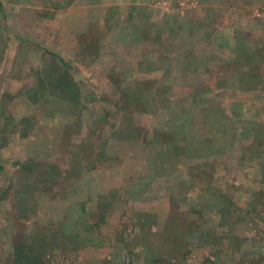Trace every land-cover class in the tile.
Returning <instances> with one entry per match:
<instances>
[{
    "label": "rangeland",
    "instance_id": "obj_1",
    "mask_svg": "<svg viewBox=\"0 0 264 264\" xmlns=\"http://www.w3.org/2000/svg\"><path fill=\"white\" fill-rule=\"evenodd\" d=\"M24 260L264 264V0H0V264Z\"/></svg>",
    "mask_w": 264,
    "mask_h": 264
},
{
    "label": "crops",
    "instance_id": "obj_2",
    "mask_svg": "<svg viewBox=\"0 0 264 264\" xmlns=\"http://www.w3.org/2000/svg\"><path fill=\"white\" fill-rule=\"evenodd\" d=\"M240 76H242V75H240ZM50 102H51V101H50ZM51 105H54V104L51 102V103H50V106H51ZM64 105H65V104H64ZM64 105H63V106H64ZM50 109H51V110H54V113H56V112H55V109H56V108H55V109H54V108H50ZM54 113H50V118H52V116H53V115H51V114H54ZM252 124H253V122H252ZM254 124H255V125H254ZM254 124H253V125L256 127L257 122H254ZM252 131H253V130H252ZM252 131H250V133H248L247 135H248V137L250 138V140L256 142V140H258V138H256V136H255L256 133H254V132H252Z\"/></svg>",
    "mask_w": 264,
    "mask_h": 264
},
{
    "label": "trees",
    "instance_id": "obj_3",
    "mask_svg": "<svg viewBox=\"0 0 264 264\" xmlns=\"http://www.w3.org/2000/svg\"><path fill=\"white\" fill-rule=\"evenodd\" d=\"M61 84H65L64 83V81L63 80H60V85ZM62 86V85H61ZM66 88H69V89H71V86L70 85H68V86H66ZM66 88H64V89H66ZM65 93H63L62 95L60 94L59 96H63ZM70 94V93H69ZM64 97V96H63ZM34 103H36V102H34ZM24 262V264H25V260L23 261ZM26 264H30V263H26Z\"/></svg>",
    "mask_w": 264,
    "mask_h": 264
}]
</instances>
